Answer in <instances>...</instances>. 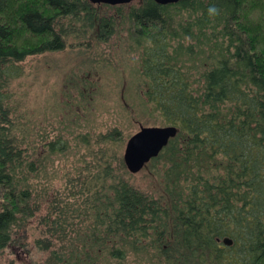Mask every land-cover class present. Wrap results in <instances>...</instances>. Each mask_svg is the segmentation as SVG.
I'll use <instances>...</instances> for the list:
<instances>
[{"label":"trees","instance_id":"1","mask_svg":"<svg viewBox=\"0 0 264 264\" xmlns=\"http://www.w3.org/2000/svg\"><path fill=\"white\" fill-rule=\"evenodd\" d=\"M123 31L140 49L138 96L177 133L144 166L146 189L124 164L122 131L95 134L94 158L80 155L49 188L37 222L51 250L35 264H126L130 254L136 264H264V0H0V252L32 227L41 176L72 136H94L73 135V120L40 126L15 83L23 64L68 48L91 72L96 47ZM68 83L77 106L93 104L88 78Z\"/></svg>","mask_w":264,"mask_h":264},{"label":"rangeland","instance_id":"2","mask_svg":"<svg viewBox=\"0 0 264 264\" xmlns=\"http://www.w3.org/2000/svg\"><path fill=\"white\" fill-rule=\"evenodd\" d=\"M101 11V13L103 11L113 13L115 9L103 6ZM95 52H101L98 59L100 64L98 63L91 72L87 68L83 69L84 67L79 69L76 65L79 64L81 56H77V51L74 52V49L70 51L67 48L28 59L22 66V77L15 80L21 92L25 93L26 105L24 106L31 110L40 126L52 129V125L60 126L59 120L70 126V121L73 120L71 123L73 135L90 132L94 136L89 145H84L76 136L69 134L70 137L72 136L69 141V150L55 158L54 167L49 170V176L47 174V177L41 176L39 190L46 188L44 195L42 193L40 195V207L31 220L32 227L26 226L25 229L19 230L14 243L0 252V264H35L49 257L51 248H41L47 243L45 237L48 236L37 222L39 217L46 213L45 198L50 193L49 188H55L61 184L64 171L72 170L79 163L80 155L85 154L88 159L94 158L87 151L96 152L99 149L101 142H96L95 134L105 132L112 127L119 128L122 136L125 137L121 149L123 157L127 139L141 126H165L161 119L151 113V110L143 103L135 88L140 74L138 71L140 49L136 47L135 40L123 31L119 36L114 35L101 43L96 47ZM71 75H82L91 81L92 86L88 90L91 94L95 92L92 105L81 101L82 103L77 106L76 103L81 97L78 95V88L68 83ZM64 100L73 104L77 110L76 114L69 107L63 110L56 105L59 101L65 105ZM86 107L90 109L87 111ZM99 156L98 154L97 157ZM150 170L144 167L135 173L134 183L144 189L153 185ZM46 190L48 193H45ZM56 238L52 240L53 244L59 243ZM134 257L135 255L130 254L126 264H136ZM147 261H141L140 264H152L149 260Z\"/></svg>","mask_w":264,"mask_h":264},{"label":"water","instance_id":"3","mask_svg":"<svg viewBox=\"0 0 264 264\" xmlns=\"http://www.w3.org/2000/svg\"><path fill=\"white\" fill-rule=\"evenodd\" d=\"M135 0H89L92 4L118 5L126 4ZM158 4L176 3L179 0H153ZM177 133L174 125L165 126H141L139 130L131 135L125 144L123 161L127 170L135 174L139 172L150 161L157 156L167 145L170 138ZM224 244L230 245L231 239L224 238Z\"/></svg>","mask_w":264,"mask_h":264},{"label":"clouds","instance_id":"4","mask_svg":"<svg viewBox=\"0 0 264 264\" xmlns=\"http://www.w3.org/2000/svg\"><path fill=\"white\" fill-rule=\"evenodd\" d=\"M218 12H219V10H218L215 6H210V7L208 8V13H209V15L214 16V15H217Z\"/></svg>","mask_w":264,"mask_h":264}]
</instances>
